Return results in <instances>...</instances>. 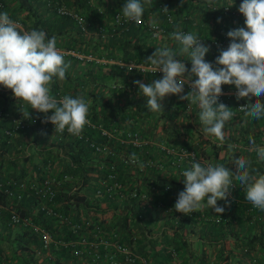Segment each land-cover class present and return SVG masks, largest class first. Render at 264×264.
Wrapping results in <instances>:
<instances>
[{
  "label": "crops",
  "instance_id": "obj_1",
  "mask_svg": "<svg viewBox=\"0 0 264 264\" xmlns=\"http://www.w3.org/2000/svg\"><path fill=\"white\" fill-rule=\"evenodd\" d=\"M1 1L5 5V10L8 12L14 10L12 0ZM16 1L18 2L17 16L23 15L21 18L25 22L22 23L25 31L32 30L30 23L33 17H37L38 23H42L43 28H47L51 37H56L58 48L63 51L61 53L65 62L70 64L66 70V78L62 81L54 78L51 85L58 86L65 95H70L73 98L82 97L89 105L87 120L90 124L93 123L89 119L90 115L96 116L102 123L107 124L103 126L108 130L106 135H100L98 129L94 127L85 126L98 131L96 135L92 131V134L97 136V138L93 137L94 141L103 144L104 147L98 152L92 150L98 154L99 159L91 165L90 181L85 186L84 191L92 206L112 208V210L107 211L100 224L109 229H118L122 242L134 253L131 264H262L264 262V248L256 245L254 248L245 249L242 243L243 240L256 237L259 233L264 234V211L246 200L244 186L239 185L237 191L230 193L228 196L229 205H226L222 199L217 201L219 206L225 207L222 214L215 213L207 205V198L202 202L203 206L200 212L194 211L195 213L193 212L194 214L190 217H185V214L168 207L169 195L174 190L178 192L184 190L183 180L185 178L181 176V173H177L166 165L168 154L164 147L189 146L186 140H191L194 144L190 146L197 151L200 160H210L214 165L224 164L225 167L235 171V165L231 160L225 158L224 150L206 149L207 144L204 145L199 140L205 134L204 125L201 122L196 123L197 125L194 124L195 129L200 133L198 134L199 137L195 139L196 132L190 131L192 122L186 130L185 126L177 123V119L174 118L172 121L167 116L172 108L167 106L168 95L161 102L163 105L162 112L135 116L127 121H123L124 114H127L125 109L121 113L118 112V107H121L122 104H133L134 107H139L138 110L147 108L148 98L141 93L139 86L133 81L140 80L149 84L162 78L163 73L161 71L138 72V69L132 65L136 62L121 58L126 49L120 48V44L124 41H136L138 37L137 28L145 27V23L156 19V15L148 14L142 18V23H133V25L128 23L121 28L112 24L113 14L116 11L122 12L126 0L52 1L64 6L67 10L73 11L84 22L94 23L89 28L86 24L84 30H81L71 15L56 12L51 5L46 4V0ZM200 1L194 0L193 2ZM233 1L243 2V0H226L225 2L231 4ZM26 11H32L31 18L24 17ZM62 16L67 17V20L70 19L72 22L67 23L72 24H60L62 22L59 18ZM95 26H99L100 32L95 30ZM58 29L60 34L57 33ZM55 33L57 34L54 35ZM162 42H164L163 38L159 36L155 39H148L146 44L152 48L154 46L161 48ZM63 43L70 47H77V49H64L61 47L64 45ZM64 50H70V52ZM77 53H83L85 56L80 58ZM149 54L151 55L152 52ZM129 66H132L130 71ZM111 75H113L112 78ZM120 79L124 80L121 81ZM129 81L130 83L127 85ZM10 91L12 90L10 89ZM187 93L189 92L187 91ZM180 95L184 94L181 93ZM182 104H184V99H180V102L176 103V106H179L177 109H182ZM226 106L230 107V104ZM21 108L22 111L29 110L31 116L28 118L27 126L12 139L7 151L0 152L2 156L0 175H3L5 170L8 171L6 167L9 159L21 154L28 155L27 160L22 163L28 172L27 176L37 170L42 160L47 157L53 160L52 163H58L56 167L58 169L60 161L56 158L55 151L50 149L52 152L54 151V155L52 152L49 155L48 149L44 150L41 147L47 140L50 143L56 142L59 139L58 136L55 135L51 127L40 124L38 117L43 113L36 109H30V105L26 102ZM171 123L175 124L172 132L169 129ZM256 124H260L262 128L264 118L253 120L238 112L232 120L226 122L223 131L225 134L246 135L247 132L254 129ZM126 128L138 130L143 142L134 148L127 144L122 132ZM169 133H172L171 137ZM99 136L104 140L98 141ZM111 145H114V148ZM229 146L240 149L241 153L238 157L250 160L251 166L259 174H264V160H261L257 153L248 154L246 151L250 150L249 148H241L237 144H226V148L229 149ZM145 150L148 151V158L152 160V165L141 168L138 165L129 167L119 164V155L132 152L139 156ZM111 161H114L118 167L120 165L117 174L122 171L121 169L128 172L126 175L125 173L118 175V179L126 188L135 185L141 193L147 190L148 183L154 179L158 185L168 184V191L157 190L155 194L147 193V197L142 199L139 195L130 196L128 194L123 198L110 200L105 195H94L93 189L97 184L98 176L103 173ZM196 162L202 164L199 160ZM72 178H76V180L66 189L62 185L61 191L69 190L79 180L77 176H72ZM57 202L59 201L57 200ZM57 202L55 201V204H58ZM9 203H13V201L10 200ZM16 204L28 212L26 215H36L39 220H42L40 211L37 210L31 199L24 198ZM248 205L253 206L254 210L247 208ZM6 212L4 210L3 214ZM55 220L56 222L53 220V227L56 226L58 231L63 229L68 231L65 224ZM17 226L19 232L25 230L27 233H33L24 225ZM11 227L13 226H8L3 219H0V264H100L89 258L71 255L66 248L57 244L49 249H42L39 240L34 245L27 244V246H31V250H26V248L16 244L12 249H5L2 246L5 239L8 241L12 238L18 240L15 236L19 232L13 237V231H10ZM83 227L80 232L88 233L91 228L87 225ZM195 239L198 242L196 249L192 247V240ZM31 254L35 258L32 257V261H29ZM118 256L121 258L120 254Z\"/></svg>",
  "mask_w": 264,
  "mask_h": 264
},
{
  "label": "clouds",
  "instance_id": "obj_2",
  "mask_svg": "<svg viewBox=\"0 0 264 264\" xmlns=\"http://www.w3.org/2000/svg\"><path fill=\"white\" fill-rule=\"evenodd\" d=\"M151 2L145 0V3ZM183 2L180 0V6ZM162 9L165 13L169 10L167 6ZM238 10L246 17V28L238 27L227 32L230 44L226 50H220L214 62L215 68L212 62L205 60L209 46L196 34L179 30L178 26L171 33V38L181 45L179 51L167 47L156 48L146 58V63L163 73L161 79L149 84L133 81L148 98V111L162 112L161 102L168 94H176L180 99L191 98L192 103L199 105V120L204 125L205 133L223 143L226 138L223 131L225 124L236 115L219 101L224 94L221 85L226 84L235 86L237 101L256 97L254 103L240 107L246 117L253 120L264 118V103L261 102V97H264V0H243ZM122 12L126 21L139 24L144 7L141 0H126ZM217 22H220V18H217ZM56 44L55 36L47 38L45 31L35 28L21 31L8 12H0V85L11 89L16 98L30 105V109L44 113L42 122H51L55 132L62 134L67 130L69 134L79 137L89 123V105L80 96L73 98L65 95L57 100L50 95L49 85L53 79L64 80L70 67ZM184 55L191 61L190 69L179 58ZM185 84L189 85L191 91L187 95H180ZM50 110L51 115L48 114ZM22 113L26 118L31 116L29 110ZM249 142L255 146L252 137H249ZM255 150L264 160V147L255 146ZM130 160L144 167L135 153L131 154ZM231 162L235 165V171L224 164L202 165L193 158L191 166L182 172L184 190L178 193L175 210L185 215L191 214L200 210L207 198V205L215 213L222 214L225 207L219 206L217 201L222 199L226 205L230 204L229 187L235 184V180L244 186L246 200L264 211V174H259L251 166V161L244 157L233 158Z\"/></svg>",
  "mask_w": 264,
  "mask_h": 264
},
{
  "label": "trees",
  "instance_id": "obj_3",
  "mask_svg": "<svg viewBox=\"0 0 264 264\" xmlns=\"http://www.w3.org/2000/svg\"><path fill=\"white\" fill-rule=\"evenodd\" d=\"M194 0H184L183 5L180 6V0H152L151 3H145V0H141V3L144 7V14L142 18L148 16V14H154L156 15V19L150 20L147 23H155L158 26V29L160 30L156 35H152V31L148 28L147 23H145V27L143 28H137V40L134 42L130 41H124L120 44V48L122 50H125V54L122 55L123 60H132L136 63H146V58L150 55V52H154L156 49V46L149 47L146 42L148 39L161 36L163 38L161 45L162 47H167L172 49L173 51H179L181 45L173 40L171 38V33L174 31L176 26L179 28L186 29L188 31H191L192 33L202 36L207 41V46H209L210 51L205 54V60L207 62H212L214 64L216 57L220 54V50H226L229 46L230 42H227L225 38H223L222 34L219 32L220 29L224 31L226 34L229 30H232L234 28L238 27H245V20L246 17L244 15L241 16H235L232 12L233 7L241 4V2L233 1L231 4L226 3V0H211V3H209V0H201L200 2H193ZM177 3V5H176ZM228 5L230 6L229 10H223V6ZM4 3L2 4V7L0 8V12H8L5 10ZM20 6V3H19ZM168 7V12L170 20H167L165 17V12L163 11V7ZM9 13V16L14 17L17 16L16 11L12 10ZM32 11H26L24 14L25 18H31ZM196 18V19H195ZM217 18H220V22H217ZM57 19V18H56ZM69 19V18H68ZM23 20V19H22ZM60 24L66 25V24H72L67 22H72L70 19L67 20V17L62 16L59 18ZM143 21V20H142ZM39 19L37 17H33L32 22L30 23L31 29L35 28L38 30H43L47 34V38H51L50 33L47 31V28H43L42 23H38ZM23 23H25L23 21ZM135 23V22H130ZM142 23V22H141ZM47 24V23H46ZM86 24L88 28L90 25H94V23H86L84 22V28L86 27ZM26 27V24H25ZM96 27V26H95ZM59 30V29H58ZM84 30V29H83ZM97 31H99V26L96 27ZM102 30H104L102 28ZM114 30V29H112ZM60 32L57 31V33ZM100 32V31H99ZM140 32V33H139ZM55 33L54 35H56ZM60 34V33H58ZM213 39H220L224 42L220 48H216L212 44ZM64 44V43H63ZM56 47H59L56 44ZM64 49L69 48H76L77 47H70L68 45H61ZM180 59H183L185 62V65L187 68H191V61L188 59L186 55L179 57ZM223 67V66H220ZM215 68V64H214ZM140 72L139 70H137ZM141 73V72H140ZM111 78L113 75L110 76ZM163 77V74H162ZM197 77H193L192 79H196ZM121 81L124 79H120ZM130 83L127 82V85ZM51 89L55 87V85L50 86ZM59 89L58 86H56ZM222 92L224 93L219 97V101H225L226 105L230 104L231 110L234 109V106L236 102H238L235 99V94L232 93L233 91H237L234 85H221ZM60 90V89H59ZM61 91V90H60ZM188 89L186 88V84L184 85V91L183 94L187 93ZM231 91V92H227ZM61 93L65 95L62 91ZM188 94V93H187ZM19 98H16L12 91H9L7 93H1L0 92V107L3 108L2 110H8L11 111V104L15 105L17 104V101H19ZM168 103L167 106H170V112L167 114V116L173 121L175 116L174 113H177L179 109V106H176V103L178 104L180 102V98L178 96H175L174 94H168ZM241 100H247L250 103H254L256 98L252 97L251 100L248 98H242ZM240 101V100H239ZM261 102L264 103V98L261 99ZM104 107V105H102ZM136 106V105H135ZM183 106H186L185 104H182L181 108ZM125 109V112L127 114H124L123 121H127L128 119H131L135 116H145L148 114H152L151 111H148V108H143L142 110H138L139 107H134L133 104H127V105H121V107H118V112L121 113V111ZM238 113V112H237ZM242 113L244 116V112ZM89 119L94 123H100L102 126L107 125L106 123H102L99 118L96 116L90 115ZM263 126V125H262ZM25 128V127H24ZM127 129V128H126ZM170 132H172L173 124H170ZM22 131V130H21ZM84 133L87 135V137L91 140H95L94 138L96 134H98V131H94L93 128H88L84 126L83 129ZM92 131L94 134H92ZM205 132V131H204ZM246 135H233V134H225V140L223 143H221L217 138L213 135L205 133L202 135V137L199 139L205 144H207L206 149H211L212 151L217 150H224L223 153L226 155V159L232 160L233 158L238 157V155L241 153L240 149H236L235 146L231 148H226V144H237L239 147H245L249 148L250 150L246 151L248 154L251 152L257 153L255 150V146H261L264 147V126L261 128L260 124H256L254 129L251 130V132H247ZM172 133H169V136L171 137ZM94 137V138H93ZM249 137H252L255 140V146L252 145L249 142ZM104 139L99 136L98 141H103ZM210 142V143H209ZM87 142L83 140L73 139L68 136H61L59 139L56 140V142H53V145H51L50 148H53L56 154V158L58 161H60V167H58L56 171L57 174H67L70 176H77L78 181L76 184L69 188L67 191H61L59 190L56 193L55 201L57 200L58 204H56L57 209H59L62 212H65L70 215L71 221H79L81 223V227L78 229V233H81V229H83L86 224L87 226H91L95 223H101L108 210H112V208H101L92 206V204L88 201L86 193L84 189L85 186L88 185L90 181V175H91V165H93L96 160L99 159L98 154L93 152L92 149L87 146ZM193 145V144H192ZM197 145V144H196ZM194 145V147H196ZM114 148V145H111ZM191 147V146H189ZM116 148V147H115ZM28 158L27 154H21L17 155L12 159H9V162L7 164L5 172L3 173L4 177L12 176L17 177L20 176L22 178L29 177L26 174H28L25 166L22 165ZM30 159V158H29ZM2 160V156L0 155V162ZM11 160V161H10ZM52 159L50 158L51 165H55L54 162L52 163ZM41 164V163H40ZM39 164V166H40ZM125 166V165H123ZM38 169V168H37ZM122 171L119 173H128L125 170L121 169ZM186 170V169H185ZM38 171V170H35ZM34 171V172H35ZM1 172V171H0ZM32 172L31 174H33ZM3 178V177H1ZM235 181V180H234ZM236 182L235 188H230L231 192H235V190H238V186L240 183L238 181ZM30 199L28 196H23V199ZM0 199L3 201V196L0 195ZM110 200V199H109ZM11 206H15L10 204ZM250 210H254L253 206H247ZM18 209L22 214H28V212L25 209L20 208L18 206ZM204 211V209H203ZM197 212H200V210H197ZM195 213V212H194ZM193 212L191 214L186 215L185 217H190L194 214ZM33 220L40 221L36 215L30 216ZM184 217V219H185ZM188 220V219H187ZM56 222V220H54ZM53 221L50 219H47L43 222L44 226L48 229L50 234L54 237H64L68 238L71 235L69 231L63 230H57L56 226L53 227ZM9 226V225H8ZM23 232H19L15 238L16 245L22 248H26V250H31V246H27L28 243L30 245H34L35 243H38V238L35 233H27L25 230H22ZM182 241V239L180 238ZM243 246L245 249L248 248H254L256 245H258L260 248H264V234L259 233L256 237H251L247 240L242 241ZM28 252V251H27ZM264 263V262H263ZM34 264V263H32ZM38 264V263H37Z\"/></svg>",
  "mask_w": 264,
  "mask_h": 264
},
{
  "label": "built area",
  "instance_id": "obj_4",
  "mask_svg": "<svg viewBox=\"0 0 264 264\" xmlns=\"http://www.w3.org/2000/svg\"><path fill=\"white\" fill-rule=\"evenodd\" d=\"M52 1L54 0H46V4L51 5V7L58 13L71 15L78 24L79 28L81 30L84 29V21L79 15H77L73 11L67 10L64 6L58 4L57 2ZM239 6L240 4L233 7L232 12L234 13V15H243L238 10ZM1 7L2 1L0 0V8ZM222 8L223 10H229L230 6L225 5ZM164 15L167 20H170L169 14L165 13ZM10 18L14 22H16L18 29H20L21 31H25L22 24L23 22L19 17L10 16ZM128 23L130 22L125 20L122 12H114L112 23L113 25L123 28ZM147 25L150 31H152V35H156L160 31L155 23H147ZM174 30H176V28ZM179 30L191 32L183 28H179ZM219 32L227 42H230V38L224 31L220 29ZM198 38L207 45V41L202 36H198ZM212 44L216 46V48H220L222 44H224V42L220 39H213ZM57 49L60 52H63L58 47ZM64 51L70 52V50ZM77 56L81 58L85 55H83V53H77ZM132 65L135 66L140 72L156 71L149 64L134 63ZM55 88L57 87L55 86L53 89H51L50 87V95L59 100L64 95L59 89ZM186 88L188 89V92L191 91L188 84H186ZM0 91L7 93L10 91V89L6 88L4 85H0ZM232 93L235 94L236 91H233ZM262 98L264 97H261V99ZM23 103L24 101L20 99L19 101H17V104H11V111L2 110L3 108L0 107V152H6L12 143V139L28 124V118L24 117L22 113L21 107L23 106ZM222 103L226 105L225 101H222ZM248 103L250 102H248L247 100H240L236 102L232 111L235 113L241 112L240 107ZM48 114L51 115V110ZM38 119L41 125L51 127L52 131L55 133V135L58 136V138L64 135L73 139L83 140L87 142L88 146L92 150L97 152L101 151L104 147L103 144L96 143L94 140L89 139L84 131H82L79 137L69 134L67 130H65V132L62 134L55 132L54 125L51 122H42L44 120V113L41 114ZM85 126H91L98 129L100 135L108 134V130L105 129L100 123H88ZM122 132L125 136V141L127 142V144H129L133 148L137 147L143 142L141 141L142 139L139 131L136 129L127 128L123 129ZM18 147H20V145H18ZM164 150L168 154L166 165L172 170L177 171V173L182 174L185 169L187 170L193 163V158H195V161H201L203 165L213 164L210 160H200L197 151L189 146H169L164 147ZM147 152L148 151L145 150L143 154L139 156L136 155L139 159V162L143 163L144 166H150L153 164L152 160L148 158ZM131 154L132 152H128L126 154L119 155V164L129 167L138 165L131 162ZM119 167L114 161H111L107 165L103 173L98 176L97 184L93 189L94 195H105L109 199H118L123 198L126 194H128L130 196L139 195L140 199H142L143 197H147V193L155 194L157 190L168 191V184L158 185L154 179H152L151 182L148 183L147 190L141 193L135 185L128 186L126 188L118 179L117 169ZM37 170L38 171H35L33 174H31V176L26 178H22L20 176H0V195L3 196V201L2 199H0V219H3L6 224L11 226H26L29 230L37 235V238L40 241V247L42 249H49L57 244L61 247L66 248L71 255L82 258H89L100 264L132 263L134 259V253L126 246V244H124V242H122L121 234L117 228L109 229L104 225H101L100 223H95L91 225L88 233H78V229L81 227V223L78 221H71V217L68 212L65 213L57 209L55 204L56 193L60 190V187L64 184V182L73 179L72 176L67 174H57L53 166L51 165L50 157L42 160ZM233 182L235 184L229 187L228 196L231 193L230 188L236 187V182ZM178 193L179 192L177 190H174L169 195L168 207L170 209H175L174 205L178 198ZM23 196L30 197L31 201L35 203L37 210L40 211L42 215V220H33L29 215L22 214L20 212V210L18 209V204L16 203H19L22 200ZM10 200H12L13 203H9ZM10 204L15 206H11ZM4 210L7 211L6 214H3ZM47 219H50L52 221L57 219L61 223L65 224L67 230L71 233L72 236L68 238L53 237L43 224V222ZM118 254L121 255V258L118 256Z\"/></svg>",
  "mask_w": 264,
  "mask_h": 264
},
{
  "label": "rangeland",
  "instance_id": "obj_5",
  "mask_svg": "<svg viewBox=\"0 0 264 264\" xmlns=\"http://www.w3.org/2000/svg\"><path fill=\"white\" fill-rule=\"evenodd\" d=\"M12 7H13V9H14V11H16V8L18 7V2L16 1V0H12ZM16 14H18V12L16 11ZM23 15H20V16H17V17H19L20 19H21V21L23 22V20H22V17ZM184 95H187V93H185ZM242 99V98H241ZM240 99V100H241ZM184 104L186 105V106H183V108L182 109H180L179 111H177V113H174V116H175V119H177V123H180V125H182V126H185V128H186V130L188 129V127H189V125H191V122H192V126H190L191 127V132L193 133V131L194 132H196V134L194 135V137H196L195 139H197L198 137H199V135L198 134H200L196 129H195V126H194V124H196V123H200L201 121L199 120V113H200V109H199V105H198V103H192L191 102V98L189 99V100H187V99H184ZM197 125V124H196ZM199 126V125H198ZM173 127H175V124H173ZM41 128V127H40ZM42 130V129H41ZM193 130V131H192ZM194 140V139H193ZM186 143H188L189 144V146L190 145H192V144H194V142H191V140H186ZM210 143V142H209ZM31 144V143H30ZM29 144V145H30ZM28 145V146H29ZM51 145H53V143H50L48 140L47 141H45L44 142V144L41 146L44 150H46V149H48V151H49V155H51V150H53V148H50L51 147ZM27 148V147H26ZM28 149V148H27ZM51 149V150H50ZM52 155H54V151L52 152ZM55 165H53V168H54V170H57V165H58V163L57 162H55L54 163ZM56 172V171H55ZM0 176H3V175H0ZM76 180V178H74L73 180L71 179V180H68V181H66V182H64V184H63V186H64V188L66 189V188H68V187H70V185H71V183L73 182V181H75ZM60 188H63V187H60ZM62 191H65V190H62ZM10 231H13V233H12V236L14 237L15 235H16V233L17 232H19V227L16 225V226H13V227H11V230ZM6 241V242H5ZM5 241L3 242V244H2V246L5 248V249H12V248H14L15 247V244H16V242H14L15 240H14V238H12V239H10L9 241H8V239H5ZM192 242H193V245H192V247L194 248V249H196L197 248V246H198V242H197V240L195 239V240H192ZM2 243V242H1ZM28 253V252H27ZM32 257H33V254H31V256H30V259H28L29 261H32ZM33 258H35V257H33Z\"/></svg>",
  "mask_w": 264,
  "mask_h": 264
}]
</instances>
